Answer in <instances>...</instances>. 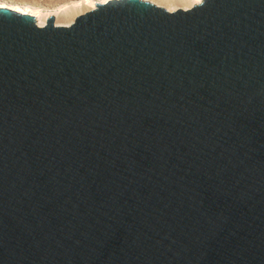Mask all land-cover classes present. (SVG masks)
<instances>
[{
  "label": "water",
  "instance_id": "95a60500",
  "mask_svg": "<svg viewBox=\"0 0 264 264\" xmlns=\"http://www.w3.org/2000/svg\"><path fill=\"white\" fill-rule=\"evenodd\" d=\"M55 22L0 7V264H264V0Z\"/></svg>",
  "mask_w": 264,
  "mask_h": 264
},
{
  "label": "bare ground",
  "instance_id": "6f19581e",
  "mask_svg": "<svg viewBox=\"0 0 264 264\" xmlns=\"http://www.w3.org/2000/svg\"><path fill=\"white\" fill-rule=\"evenodd\" d=\"M92 3L96 4L99 2L98 0H92ZM153 3L165 7L170 12L194 7L191 0H154ZM0 4L6 5L1 8H9L21 14H30L34 16L40 27H44L47 24V20L50 16L56 17V25L70 26L76 17L94 10L91 4L86 3L85 0H65L58 2L54 6L39 4L38 1L28 4L24 0H0ZM16 9H19V11Z\"/></svg>",
  "mask_w": 264,
  "mask_h": 264
},
{
  "label": "snow or ice",
  "instance_id": "6c2138e0",
  "mask_svg": "<svg viewBox=\"0 0 264 264\" xmlns=\"http://www.w3.org/2000/svg\"><path fill=\"white\" fill-rule=\"evenodd\" d=\"M86 3H90L91 6L95 9L96 7V4L95 3H92V0H85ZM99 3L103 4V3H107L108 0H98ZM143 2L145 3H153L154 0H143ZM192 4L199 8V7H202L205 3H206V0H191ZM6 5L5 4H0V7H5ZM17 11H19V9H16ZM188 9H186L187 11Z\"/></svg>",
  "mask_w": 264,
  "mask_h": 264
},
{
  "label": "rangeland",
  "instance_id": "374dc122",
  "mask_svg": "<svg viewBox=\"0 0 264 264\" xmlns=\"http://www.w3.org/2000/svg\"><path fill=\"white\" fill-rule=\"evenodd\" d=\"M12 1V0H10ZM26 3H32V2H36L38 1L39 4H43V5H46V6H54L55 4H57L58 2L60 1H65V0H24ZM67 1V0H66Z\"/></svg>",
  "mask_w": 264,
  "mask_h": 264
}]
</instances>
